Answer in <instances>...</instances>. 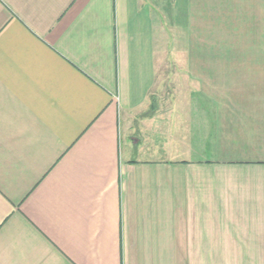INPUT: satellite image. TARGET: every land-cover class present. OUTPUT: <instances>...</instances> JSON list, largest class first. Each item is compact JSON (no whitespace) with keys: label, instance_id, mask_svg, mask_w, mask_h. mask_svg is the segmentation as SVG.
<instances>
[{"label":"crops","instance_id":"crops-1","mask_svg":"<svg viewBox=\"0 0 264 264\" xmlns=\"http://www.w3.org/2000/svg\"><path fill=\"white\" fill-rule=\"evenodd\" d=\"M0 264H264V0H0Z\"/></svg>","mask_w":264,"mask_h":264}]
</instances>
